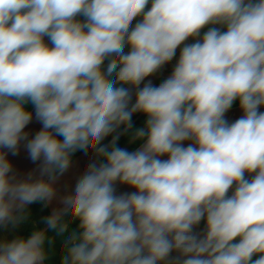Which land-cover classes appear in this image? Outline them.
I'll return each mask as SVG.
<instances>
[{
    "label": "clouds",
    "instance_id": "9594fccd",
    "mask_svg": "<svg viewBox=\"0 0 264 264\" xmlns=\"http://www.w3.org/2000/svg\"><path fill=\"white\" fill-rule=\"evenodd\" d=\"M262 107L264 0H0V264H49L57 240L61 264H264ZM22 143L40 163L21 178ZM53 200L46 228L9 239Z\"/></svg>",
    "mask_w": 264,
    "mask_h": 264
},
{
    "label": "crops",
    "instance_id": "0c3cea01",
    "mask_svg": "<svg viewBox=\"0 0 264 264\" xmlns=\"http://www.w3.org/2000/svg\"><path fill=\"white\" fill-rule=\"evenodd\" d=\"M206 30V29H205ZM203 32V30H202ZM193 40L190 38L186 43H192ZM127 51V50H126ZM180 49H177L176 56L173 58L171 62L166 64L160 71L155 73L152 76H149L145 79L144 82H142L141 87L143 86V83H146L148 80H151L152 83L156 86H158L161 82H163L164 79H166L173 69V66L175 65L176 61L179 58ZM107 65V61L105 62V67ZM133 103L135 102V96L133 95ZM29 111L33 112V120L32 122L26 126L25 131L29 133V139L32 138V136L35 135L36 132H38L42 125L39 121L35 118V110L34 107L31 104H28L25 106ZM261 111H264V107L260 109ZM242 111L239 108V103L234 102L233 107L229 110V112L226 113V118L229 120V122L235 121L242 115ZM146 120V117L143 113H135L132 117V123H133V130L136 127H142L144 125V122ZM122 131V129H121ZM130 132L128 134H122L120 136V139L117 141V145L122 148H126L129 151H134L137 148L141 146L143 143L142 141H135L131 142L129 140ZM111 140V136L105 138L103 141L104 144H109ZM189 142H185V146ZM7 158L10 160V162L13 165L14 171L18 174L19 177H26V175L29 172H32L37 169L39 161L32 162L28 156V152L26 148L23 146V143L20 146L19 153L15 156H13L11 153H8ZM162 159H166V157H162ZM97 157L95 156L94 152L92 150H89L87 154H85L83 151H77L72 158V165L69 168L67 172H65L62 176L59 177L57 180L55 187L58 192V196H63L70 194L75 187V183L80 175H82L86 169L89 163L96 161ZM117 193L125 192V191H134L135 189L129 188L126 185H116ZM30 212H31V218L30 220L14 229L12 232L9 233V239L19 235V236H28L30 232L32 231V220H35L37 222V225L40 228H46V225L43 223V218L50 215L53 209L61 207L58 200H53L51 204H49L47 207L44 206L42 202H37L29 206ZM78 226V221H72V223L69 226V230L75 229ZM201 227V224L199 228ZM64 254V250L62 248L61 242L59 240L56 241L54 245V252L53 255L50 258L49 264H61V258Z\"/></svg>",
    "mask_w": 264,
    "mask_h": 264
},
{
    "label": "trees",
    "instance_id": "16d2710c",
    "mask_svg": "<svg viewBox=\"0 0 264 264\" xmlns=\"http://www.w3.org/2000/svg\"><path fill=\"white\" fill-rule=\"evenodd\" d=\"M204 227V224H203V222H201V227H200V229H202Z\"/></svg>",
    "mask_w": 264,
    "mask_h": 264
}]
</instances>
